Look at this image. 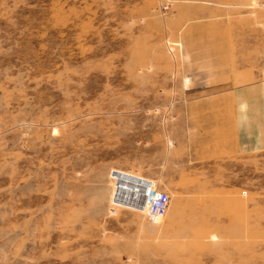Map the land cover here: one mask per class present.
<instances>
[{"label": "rangeland", "instance_id": "obj_1", "mask_svg": "<svg viewBox=\"0 0 264 264\" xmlns=\"http://www.w3.org/2000/svg\"><path fill=\"white\" fill-rule=\"evenodd\" d=\"M0 264H264V0H0Z\"/></svg>", "mask_w": 264, "mask_h": 264}, {"label": "built area", "instance_id": "obj_2", "mask_svg": "<svg viewBox=\"0 0 264 264\" xmlns=\"http://www.w3.org/2000/svg\"><path fill=\"white\" fill-rule=\"evenodd\" d=\"M110 197L108 212L113 215L126 209L151 218L166 212L170 197L157 181L132 169L112 168L109 171Z\"/></svg>", "mask_w": 264, "mask_h": 264}, {"label": "crops", "instance_id": "obj_3", "mask_svg": "<svg viewBox=\"0 0 264 264\" xmlns=\"http://www.w3.org/2000/svg\"><path fill=\"white\" fill-rule=\"evenodd\" d=\"M240 90V89H239ZM213 95H215V94H213ZM222 96L224 95V94H221ZM234 95H236L234 98L236 99V101L238 102V107H239V109L240 110H243L241 107V105H240V102H242L243 100H244V92L242 91V90H240V91H236L235 93H234Z\"/></svg>", "mask_w": 264, "mask_h": 264}, {"label": "bare ground", "instance_id": "obj_4", "mask_svg": "<svg viewBox=\"0 0 264 264\" xmlns=\"http://www.w3.org/2000/svg\"><path fill=\"white\" fill-rule=\"evenodd\" d=\"M157 217H159V216H157ZM156 218V217H155Z\"/></svg>", "mask_w": 264, "mask_h": 264}]
</instances>
